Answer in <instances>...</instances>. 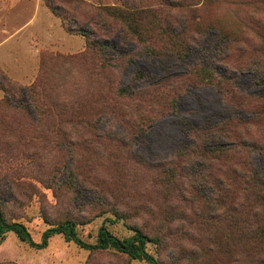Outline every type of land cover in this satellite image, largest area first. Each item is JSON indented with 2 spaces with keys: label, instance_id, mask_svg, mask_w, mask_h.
Here are the masks:
<instances>
[{
  "label": "rangeland",
  "instance_id": "rangeland-1",
  "mask_svg": "<svg viewBox=\"0 0 264 264\" xmlns=\"http://www.w3.org/2000/svg\"><path fill=\"white\" fill-rule=\"evenodd\" d=\"M79 1L83 4L54 0L55 5L72 19L70 26L76 30L69 32L67 25L43 0H0V72L19 85H31L41 71L43 54L73 56L82 53L86 48V39L81 31L89 29L103 41L108 39L114 45L107 52L109 56L138 54L131 62H122V68L116 70L112 77L113 94L118 81L134 89L150 84L146 80L132 81L137 69L153 77H161L165 70L173 74L183 73L192 63L211 57L216 48L213 47V44L216 46L215 40L210 37L206 41V37L190 42L191 53L184 63H178L174 58L157 59L144 54L129 36L123 40L125 35L118 22L99 19V26L92 23L101 15L102 7L120 6L128 0ZM146 1L176 28L183 24L186 17L195 15L204 28L220 25L228 31H237L241 35L238 44L242 43L243 37H249L254 45L260 44L256 31L264 30V3L255 4L252 0ZM168 1L191 3L195 12L190 14L188 9L175 10ZM189 36L200 38L193 27ZM253 58L247 57L248 62ZM243 64L245 66L246 61ZM216 68L219 74H227L224 66L218 65ZM51 70L56 73L52 76L54 80L66 78L67 95L61 90V100L88 104V109L95 114V123L97 120L98 123L84 130L69 127L65 129L66 137L70 134L66 139L58 133L46 132L49 136L45 140L41 137V141L19 147L26 163H30L25 166L22 176L55 179L50 186L52 188L38 184L39 194L23 200L21 204L10 202L5 209L9 219L26 225L37 245L42 242L48 228L73 219L79 223V237L91 244L96 243L102 226L121 238L132 234L130 226L142 228L151 237L162 238L160 247L153 243L147 247L162 264H264V245L252 244L246 249L233 246L240 244L239 231L250 228L247 224L249 215H245L244 208L239 213L223 207L213 210L211 205L207 209L199 208L205 217L211 215L207 219L204 217L205 227H212L208 229L223 240L209 242L208 232L200 226L195 216L191 212L184 216L183 210L193 205L190 202L191 194L182 191L176 200H169L159 186L147 182L149 171L144 169L147 164L164 165L177 149L189 144L185 123L198 127L231 114L232 109L222 102L215 89L192 90L183 95L178 104L179 114L165 117L154 127L136 134L133 127L120 125L106 110L109 107L105 100L109 97L106 92H96L93 98L81 99L85 93L79 90V86L88 80L83 68L64 65L52 67ZM255 71V68H248L240 75L243 92L264 93V87L255 84ZM2 95L0 91V97ZM256 130L258 138L264 140V124ZM117 139H120L119 142ZM30 153H36L35 159L28 157ZM33 160L36 163L30 166ZM138 161H143L144 166ZM253 162L264 173V155H255ZM62 183H67L70 189H63ZM56 184L60 186L57 190L54 189ZM0 189V200H12L11 193L4 185ZM249 212L252 215L253 209ZM233 234H236L234 239L223 236ZM0 264L148 263L131 260L127 255L113 250L92 252L67 241L63 235L50 237L47 246L39 249L20 241L14 233H8L0 240Z\"/></svg>",
  "mask_w": 264,
  "mask_h": 264
},
{
  "label": "trees",
  "instance_id": "trees-1",
  "mask_svg": "<svg viewBox=\"0 0 264 264\" xmlns=\"http://www.w3.org/2000/svg\"><path fill=\"white\" fill-rule=\"evenodd\" d=\"M43 1L67 25L69 32L76 30L70 26L71 17L55 5L54 0ZM66 1L83 4L79 0ZM252 1L255 4L264 3V0ZM145 2L147 1L128 0L120 6H104L97 21L93 19L92 23L99 26V19L118 22L125 35L123 40L129 36L144 54L160 60L174 58L178 63H184L191 53L190 42L206 37V41L211 37L216 42V46L212 42L213 47H216L213 55L192 63L185 72L178 74L165 70L161 77H153L137 69L132 81L146 80L150 84L134 89L131 85L118 81L112 94V77L116 70L122 68V62H131L138 54L109 56L107 52L114 45L108 39L103 41L94 31L83 29L81 34L86 39L85 50L73 56L43 54L41 71L31 85H19L0 72V91L3 93L0 97V186L4 185L13 197L8 202L0 200V240L8 233H14L20 241L43 249L50 237L63 235L67 241L92 252L113 250L127 255L131 260L162 264L147 247L151 243L160 247L163 239L151 237L139 227L130 226L132 234L121 238L102 226L96 243L91 244L79 237V223L66 219L48 228L43 234L42 242L37 245L25 224L7 217L5 209L10 202L21 204L23 200L39 194L38 184L52 188L50 186L55 180L22 176L25 166L30 163H26L19 147L36 140L41 141V137L45 140L49 136L46 132L58 133L66 139L70 134L66 137L65 129L79 127L84 130L98 123V120L95 123V114L88 109V104L61 100V90L67 95L66 78L62 77L57 81L52 77L56 74L51 70L52 67L79 65L88 78L84 80L85 84L79 86V90L85 93L81 99L93 98L96 92H106L109 96L105 98L109 105L106 110L120 125L133 127L136 134L154 127L156 122L165 117L179 114L178 104L183 95L192 90L215 89L222 102L232 109L231 114L198 127L185 123L189 144L177 149L164 165L147 164L144 167L149 171L147 182L159 186L169 200H176L182 191L191 194L190 202L193 205L183 210L184 216L188 212L195 216L200 226L208 232L209 242L218 243L223 240L208 229L212 227H205V216L199 208L207 209L211 205L213 210L223 207L233 213H239L244 208L245 215H249L247 224L250 228L239 231L240 244L233 246L246 249L257 244L263 247L264 173L255 165L253 157L257 154L264 155V140L258 138L256 133V129L264 124V93L243 92L240 88V75L248 68H255V84L264 87V30L256 31L260 44H252L249 37H243L242 43L238 44L241 35L237 31H228L220 25L204 28L195 15H189L192 20L186 17L183 24L176 28L158 14V9ZM168 4L175 10L188 9L190 14L195 12L191 3L168 1ZM192 27L200 38L189 36ZM249 56H254L250 59L251 62H248ZM218 65L226 68V75L217 72ZM38 133L43 135H37ZM117 140L119 142L120 139ZM35 156L36 153L28 155L31 159H35ZM35 163L33 160L30 166ZM138 163L144 166L143 161ZM61 186L66 191L70 189L67 183H62ZM59 187L56 184L54 189ZM250 209H253L252 215ZM118 216L122 218L121 215ZM210 217L211 215L205 219ZM235 235L223 236L225 239H234Z\"/></svg>",
  "mask_w": 264,
  "mask_h": 264
}]
</instances>
